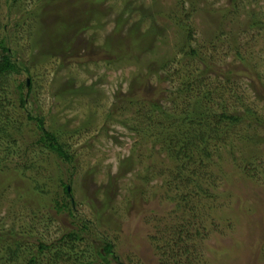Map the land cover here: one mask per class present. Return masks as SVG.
Wrapping results in <instances>:
<instances>
[{"label": "rangeland", "instance_id": "rangeland-1", "mask_svg": "<svg viewBox=\"0 0 264 264\" xmlns=\"http://www.w3.org/2000/svg\"><path fill=\"white\" fill-rule=\"evenodd\" d=\"M0 25L20 69L1 81L0 108L14 135L0 141V166L18 179L0 191V242L20 241L19 264L31 255L37 264H221L224 248L241 252L233 255L239 264H264V0H0ZM209 98L212 113L241 120L206 154H189L180 177L163 129H133L143 128L151 103L160 107L154 122L169 125L185 108L204 113ZM28 114L45 119L72 164L39 142ZM235 159L250 177L235 181L246 218L231 217L236 196H216L226 189L217 166L231 173ZM146 171L151 183L135 202L130 189ZM61 183L75 218L53 209L66 196ZM165 184L187 197L183 209L146 216L163 208L154 194L163 199ZM80 221L93 236L62 241ZM104 235L116 247L107 263L97 255Z\"/></svg>", "mask_w": 264, "mask_h": 264}, {"label": "trees", "instance_id": "trees-1", "mask_svg": "<svg viewBox=\"0 0 264 264\" xmlns=\"http://www.w3.org/2000/svg\"><path fill=\"white\" fill-rule=\"evenodd\" d=\"M17 2V0H14ZM172 14H178V11L172 13ZM174 17V16H173ZM1 26V25H0ZM194 51V55H195ZM19 65L17 61L13 59V55L11 54L10 47L7 46L5 39H0V91L1 88V81L5 77V75L19 73ZM200 83V82H199ZM25 85L30 86V83H25ZM190 83L187 85V83L183 84L184 92H191L192 88L190 87ZM21 87V86H20ZM29 92L31 91V88L28 87ZM191 93H194L192 91ZM195 96V95H194ZM212 96V93L211 95ZM138 97L143 96H137V103L142 105L143 98L139 99ZM126 100H129L132 102V99L129 97L125 98ZM207 98L203 99L206 100ZM145 100V99H144ZM212 99L209 98L206 103H204V113H201L200 111L191 110L189 108L183 109L182 113L180 115L173 114L175 119L172 120L169 123V125H166L164 123H155L154 118L157 111H160V107L157 105V103H151L149 109L146 110L145 117L143 119H146V123L143 126L142 129H138L135 125L134 129L135 132L138 133L140 136H148L147 130L151 128L153 131L154 127L158 125L163 130L160 131V138L163 140V145L166 147L167 151L173 152L174 155H176L175 162L178 163L180 177H183V164L189 160V154H192L193 152H197L199 154H206V150H209L212 148L211 144L212 141L218 140L216 145L218 143L222 142L221 133L224 129H227V126L230 125H237L241 118L237 115H234L230 113L229 111H226L224 109L220 114H214L212 113V106L210 105L212 103ZM143 102V103H142ZM203 103V102H202ZM27 99H21L19 100V106L22 108H26ZM144 105V104H143ZM199 110V109H198ZM2 108H0V141H7L9 143L13 140V125L11 124V121L9 117L5 116L3 114ZM214 114V115H212ZM27 119L31 122H36V130L40 133V140L39 142L44 145V147L55 154L58 159L62 160L66 164H72L73 163V155L70 153V149L64 146L60 139L51 131L47 130L45 127V119L42 117H34L30 114H28ZM143 122V121H142ZM166 125V126H165ZM13 128V129H12ZM158 128H155V130ZM219 144V145H220ZM220 148V147H219ZM205 149V150H203ZM210 152V151H209ZM154 155L151 156V158ZM209 158V157H208ZM191 161V160H190ZM3 162V161H2ZM231 169H233L230 173H227L223 169V164L220 163V166H217L219 170H222L221 174L223 176V179L226 183V189L222 192H217V197L225 196L226 198L229 197H237L240 201V204L235 206V208L231 211V217L235 216H245L244 212L242 211V203H243V197L244 193L242 191V186L239 184H236L235 181L239 180L240 178L243 179V176L249 177L248 171L241 170L240 171V164L237 163V160L235 159L234 163H232ZM230 169V170H231ZM14 168L10 167H1L0 166V191L6 190L10 185H13L16 183L18 176L13 171ZM227 170V169H226ZM247 172V173H246ZM27 174V172H26ZM124 176V175H123ZM28 177V175H27ZM250 178V177H249ZM245 179V178H244ZM29 182L31 185L35 182L33 177H30ZM152 178L150 177V174L148 171H146L145 177H142L141 175L137 176L135 181L132 184V187L130 189L131 197L135 202H139L138 198H142L146 195V190L149 187L151 183ZM64 186V193L65 197L63 199H55L53 209L57 214H69L72 218H75V215L73 213V202L69 199L71 198L70 193V186L65 183H61ZM36 188L42 189L41 192L45 193L46 190H44L45 186L40 185ZM166 188V191L163 193V199L160 198L159 192L154 194V201L159 204H163V208L161 210H150L149 213H146L145 215H151L153 213H163L165 215L175 214L178 213L183 209L184 202H187V197H185L182 193L175 194L172 190L168 189L169 185L164 186ZM39 195V194H38ZM164 202V203H163ZM238 212V213H237ZM255 223L252 222L250 224L248 222L247 232L250 237H253L257 231L255 228ZM74 228L64 235L61 240L65 241L68 240L70 243L75 242H84L87 240V235L93 236L92 229L89 227L88 222L80 221L78 223L73 222ZM260 231V230H259ZM8 236V234H6ZM202 235V234H201ZM97 235H94L96 238ZM203 236V235H202ZM201 236V240L203 242ZM102 237L105 238H98L100 239L101 243L103 244L101 251L97 252V255L100 259L104 260L106 263L108 262L107 257L113 256L115 253V244L109 240V238L104 235ZM19 242L15 241V239L12 241L7 242H0V264H19L22 257L20 255V249H19ZM237 244V243H236ZM201 245L204 246L205 250L207 249L210 253L213 252V247L210 245H204V243H201ZM240 246H242V243H240ZM49 248L48 245H45L43 243L40 244V250L44 251ZM158 248H155V255L158 254ZM228 250V251H227ZM219 255V259L221 264H239L240 260L239 257L235 256L233 258V255L241 254V252H233L229 249L224 248L223 252H216ZM225 258V260L222 262L221 259ZM158 262L160 263L161 261ZM233 262V263H232ZM25 264V263H24ZM26 264H37L36 262V256L31 255L29 259L27 260Z\"/></svg>", "mask_w": 264, "mask_h": 264}, {"label": "water", "instance_id": "water-1", "mask_svg": "<svg viewBox=\"0 0 264 264\" xmlns=\"http://www.w3.org/2000/svg\"><path fill=\"white\" fill-rule=\"evenodd\" d=\"M29 82H30V81H28V85H29Z\"/></svg>", "mask_w": 264, "mask_h": 264}]
</instances>
